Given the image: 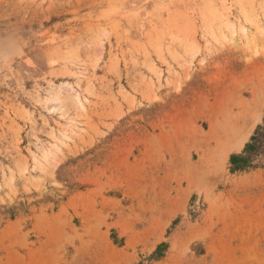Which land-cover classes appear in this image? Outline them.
I'll list each match as a JSON object with an SVG mask.
<instances>
[{
  "label": "rangeland",
  "instance_id": "obj_1",
  "mask_svg": "<svg viewBox=\"0 0 264 264\" xmlns=\"http://www.w3.org/2000/svg\"><path fill=\"white\" fill-rule=\"evenodd\" d=\"M263 85L264 0H0V264H264Z\"/></svg>",
  "mask_w": 264,
  "mask_h": 264
},
{
  "label": "trees",
  "instance_id": "obj_2",
  "mask_svg": "<svg viewBox=\"0 0 264 264\" xmlns=\"http://www.w3.org/2000/svg\"><path fill=\"white\" fill-rule=\"evenodd\" d=\"M264 154V118L262 125L256 127L243 151L239 154H232L229 158L230 170L232 172H243L256 168L258 158ZM160 246L154 253L159 256Z\"/></svg>",
  "mask_w": 264,
  "mask_h": 264
},
{
  "label": "bare ground",
  "instance_id": "obj_3",
  "mask_svg": "<svg viewBox=\"0 0 264 264\" xmlns=\"http://www.w3.org/2000/svg\"><path fill=\"white\" fill-rule=\"evenodd\" d=\"M262 84H263V83H262ZM263 86H264V85H263ZM263 93H264V88L260 89V90L256 93V96L258 95L257 98L259 97V94L262 95ZM262 96H263V95H262ZM259 99H260V98H259ZM243 140H244V139H243ZM241 143H242V142H238V143L236 142V144H235L233 147L236 148V149H237V148H241L242 145H243V144H241ZM221 154H222V153H221Z\"/></svg>",
  "mask_w": 264,
  "mask_h": 264
}]
</instances>
